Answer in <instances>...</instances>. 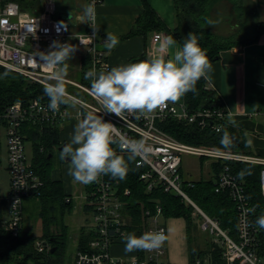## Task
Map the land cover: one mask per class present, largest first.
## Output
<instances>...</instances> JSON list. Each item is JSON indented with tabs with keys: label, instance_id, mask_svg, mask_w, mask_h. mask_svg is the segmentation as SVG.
Wrapping results in <instances>:
<instances>
[{
	"label": "built area",
	"instance_id": "2783aa9c",
	"mask_svg": "<svg viewBox=\"0 0 264 264\" xmlns=\"http://www.w3.org/2000/svg\"><path fill=\"white\" fill-rule=\"evenodd\" d=\"M103 0H96V5ZM92 0H89L91 3ZM65 21V29L59 22ZM37 24L35 36L30 31ZM94 31L88 27L85 31L74 33L68 19L57 15L55 0H44L39 11L23 8L17 0H0V64L13 69L33 82L46 84L51 69L41 66L36 51H47L54 40L75 42L83 47L88 55V65L85 73L95 67L97 71L108 70L112 66L101 45L106 36L98 31L90 40ZM163 37V32L156 31L154 41ZM83 41V44L80 43ZM66 84L73 85L88 95V99L68 91L74 98L69 105H61L56 112L48 108L49 100L34 98L27 103L14 101L0 113V121L6 127L7 157L9 172L8 192L0 190V227L19 235L24 226V200L26 197L40 195L44 180L34 170L32 162L27 160L25 139L22 132L25 121L60 124L62 128L74 118L79 121L83 114L93 112L105 115L120 129L130 141H138L143 145L137 155L136 165L144 168L140 177L147 183L150 190L160 183L165 190L181 194L190 201L202 215L200 226L211 235V241L221 248L224 264H264V258L257 252L260 229L255 226L252 206L244 184L231 171L228 160H239L261 164L259 183L264 197V157L245 154L238 151L221 150L217 148L192 145L183 142L161 127V123L174 118L186 123H195L201 128L211 127L221 131L228 121L227 108L222 105L208 106L191 111L185 103H167L154 114L139 119L128 116L119 119L114 115L104 114L103 109L91 92V83L87 79L76 81L66 78ZM264 87V77L262 79ZM207 88L211 89L208 84ZM264 98V96H263ZM127 149H117V151ZM186 153L204 157L210 162L223 163L215 181L217 191L228 189L236 201L237 222L236 234L233 236L227 229L221 227L218 220L205 213L184 191L183 184L192 180L184 178L183 156ZM214 175V171L210 176ZM131 194L129 187L122 188L119 180L110 176H102L97 183L79 196L83 206H88L92 213L86 222H93L95 235L87 249H77L73 264H172L167 254L168 230L163 208L159 203L142 207L138 220L130 213L127 196ZM72 193L66 196L72 201ZM19 200L16 204L15 202ZM15 206L13 207V205ZM163 231L166 240L161 248L153 251L136 250L126 252L124 234L141 235L148 231ZM36 249L40 252L50 248V243L43 238H37ZM192 264H213L209 254L197 255Z\"/></svg>",
	"mask_w": 264,
	"mask_h": 264
},
{
	"label": "trees",
	"instance_id": "16d2710c",
	"mask_svg": "<svg viewBox=\"0 0 264 264\" xmlns=\"http://www.w3.org/2000/svg\"><path fill=\"white\" fill-rule=\"evenodd\" d=\"M17 1L25 9L34 8L40 2V0ZM218 1L220 0H175L178 25L171 28L151 4L144 0L143 12L137 17L133 27L124 37L145 35L150 31H162L166 36L171 35L182 43L189 32H194L201 47L207 51L208 58L213 60L218 59L224 50L257 41L264 33V21L257 20L256 10L250 5L249 0H229L233 4L235 19L239 25L238 31L231 33L217 31L216 27L218 23L220 24V19L214 16L213 7ZM251 30L255 32L253 35H250ZM147 58L148 54L145 51L130 58L125 64ZM84 59L83 67L86 70L88 55ZM206 84L207 80L201 79L196 86V92H189L184 96V103L191 111L223 104L218 94L207 88ZM34 98L48 99L44 95V84L30 81L21 73L0 64V113L16 100L27 103ZM0 124H2L1 121ZM161 127L177 139L192 145L252 154L247 149L249 142L245 132L238 126H233L229 120L221 131H216L211 127L201 128L195 123H186L174 118L162 122ZM61 130L60 124L32 121L23 123L22 132L25 141L32 140L33 142V168L44 180L40 195L32 196V198L38 199L36 206L38 207V217L42 220L44 234L43 237H39L23 226L19 235L13 236L0 228V264H62L59 255H61L65 244L66 226L62 225L61 230L60 228L56 231L52 229L59 217L56 214H50V212L59 209L62 216L65 207L68 206L71 210L73 203L66 200L68 193L65 191L63 180L54 179L51 173L55 150L62 145ZM225 130L234 138L231 148H225L220 143ZM118 152L125 159L128 158V151L118 150ZM201 158L205 160L204 157ZM136 160L137 156L134 160L129 161V171L125 179H116L121 182L122 188L129 187L131 189V194L126 198L130 207H134L130 210L134 218L137 220L140 218L142 207L159 203L166 217L178 216L187 220L191 264L197 255L205 254L210 255L213 264H224L218 244L211 240L207 248L193 244L195 241L192 230L197 228L194 217L195 215L198 217L199 223L202 219V215L195 206L181 194L165 190L160 183L149 190L147 183L140 177L144 168L136 165ZM227 163L230 165L231 171L244 184L252 206L253 218L256 220L258 216L264 214V197L259 183L262 165L239 160H228ZM222 165L221 162H213L211 166L214 175L208 178L193 179L192 184L185 181L183 189L205 213L218 220L221 227L229 230L234 236L237 222L236 201L228 189L217 191L215 187V181ZM85 187L89 190L91 184L85 185ZM84 209L88 211L89 207L84 206ZM94 235L93 229L84 226L77 240V249H87ZM37 238L46 239L50 243V248L43 252L38 251L35 246ZM258 238L257 252L264 258V230L260 229Z\"/></svg>",
	"mask_w": 264,
	"mask_h": 264
},
{
	"label": "clouds",
	"instance_id": "9594fccd",
	"mask_svg": "<svg viewBox=\"0 0 264 264\" xmlns=\"http://www.w3.org/2000/svg\"><path fill=\"white\" fill-rule=\"evenodd\" d=\"M96 0L83 6L82 23L98 31L96 21ZM72 19L71 12L69 20ZM67 28L65 21L59 22ZM211 23V21H209ZM37 24L30 31L35 36ZM89 36V39H94ZM83 44V41L80 40ZM119 43L118 37L106 33L104 46L111 50ZM177 40L169 35L160 45L169 55L152 56L134 63L122 64L108 70L97 71L95 67L85 73L91 83V92L100 103L103 113L119 119L133 116L137 119L154 114L167 103L178 102L189 92H196L201 79L209 80L213 71L207 51L201 47L196 33L189 32L177 48ZM175 49V50H174ZM78 50L70 42L54 40L47 51L34 52L41 66L51 69L49 82L44 85V95L48 97V108L56 112L61 105L75 106L74 98L66 89L69 62ZM229 123L236 126L232 113H228ZM234 138L225 130L220 143L225 148L233 146ZM127 149L128 158L117 149ZM143 145L128 140L120 129L105 115L87 112L74 126L71 138L60 151V160L69 164L68 175L73 181L83 185L99 182L102 176L123 180L129 171V161L140 154ZM17 200L15 204L18 202ZM13 205V207L15 206ZM255 226L264 230V214L255 220ZM125 251H153L162 247L166 240L163 231H148L141 235L128 233L122 236Z\"/></svg>",
	"mask_w": 264,
	"mask_h": 264
},
{
	"label": "crops",
	"instance_id": "0c3cea01",
	"mask_svg": "<svg viewBox=\"0 0 264 264\" xmlns=\"http://www.w3.org/2000/svg\"><path fill=\"white\" fill-rule=\"evenodd\" d=\"M43 1L44 0H40L36 7L29 8L28 10L33 12L39 11ZM55 1L57 4V15L59 17L69 20V13L71 12L72 19L69 20V22L71 24V30L74 33L88 29L89 25L82 23L81 17L83 6L89 3V0ZM147 1L171 28L178 25L175 0ZM223 1L229 2L231 6L228 19L230 21L233 20V17L235 19L232 2L229 0L218 1L213 7L214 16L220 19V24L218 23L216 30L221 33L238 31L239 25L236 19L231 22L232 24H230L229 27L224 26V23L222 24L221 21H223V18L218 16L217 11L219 10L218 7L220 3ZM249 1L250 5L256 10L257 20L264 21V0ZM143 3L144 0H103L96 5L97 16L95 23L97 27H99L98 32L106 36L108 31L118 37L119 43L111 50L107 49L104 43L101 45L112 67L125 64L130 58L138 56L145 51L148 54V58L158 55L167 57L169 55L168 52L162 50L160 47L167 37L164 33L163 37L158 41L153 40L156 31H150L145 35L138 34L124 37L133 27L137 17L143 12ZM177 42L178 48L181 43L179 41ZM71 43L77 45L74 41ZM77 47L78 50L75 52L69 64L78 66V69L81 68L84 75L85 69L83 67V61L86 57V50L78 45ZM209 60L212 63L213 71L210 73L211 78L207 80L208 86L218 94L223 105L232 113V119L236 122V126L241 128L244 132L249 130L257 146V151L252 154L264 157V136L259 135H264V87L262 84V79L264 77V33H262L255 42L234 46L233 48L222 51L218 59ZM183 102L184 97L177 103ZM77 122L76 119L71 118L62 128L60 132V140L62 143L70 140V137L65 131L74 129ZM185 155H190V153L184 154L183 162ZM210 172L211 166L209 162L207 178L210 176ZM52 177L54 179H61L59 176L53 174ZM63 182L66 193H71L73 191V184L75 183L72 177L69 178L68 176V179L63 180ZM9 183L10 178H8V189ZM73 200L74 199H72V201Z\"/></svg>",
	"mask_w": 264,
	"mask_h": 264
},
{
	"label": "rangeland",
	"instance_id": "374dc122",
	"mask_svg": "<svg viewBox=\"0 0 264 264\" xmlns=\"http://www.w3.org/2000/svg\"><path fill=\"white\" fill-rule=\"evenodd\" d=\"M218 8L219 10L217 11V14L218 16L223 18V21H221L222 24L224 23V26L229 27V25L232 24L231 22L235 21L234 17L232 21L228 19L231 12L230 3L227 1H223L222 3H220ZM254 33L255 32L253 30L250 31V35H253ZM68 77L76 81H83L84 79L82 69H78V66L72 64H69ZM65 86L66 89L71 93L88 99V95L86 93L74 87L73 85L65 84ZM65 132L71 138L73 129H69ZM245 135L249 142L247 149L254 153L255 151H257V146L255 145L249 130L245 131ZM259 135L264 136L263 134ZM25 145L27 160L32 162L34 155V147L32 140H27L25 142ZM0 156V190L2 192L7 193L9 173L7 169L8 157L6 127L4 123L0 124ZM67 166L69 167V164L67 162L60 160V150L56 149L55 154L53 156L51 173L55 176H59L63 180L68 179L69 175ZM183 168L184 178L186 179H197L200 178L201 175L202 177L206 178L209 169V161L202 160V158L197 155H185ZM86 191L87 188L85 187V185L75 182L73 184V191L71 192L74 197V200L72 201L73 203L71 205V210L70 207L66 206L65 211L62 213V216L59 209L55 212H50V214H56L59 217L52 229L56 231L60 228L61 230L62 225L66 226V233L64 236L65 244L61 255H59L62 264L74 263L75 254L77 251V240L83 227L85 226L86 228H92L94 226L93 222H86V218H91L92 213L90 210L85 211V209H83V199L79 196L81 193H84ZM24 202L25 229L31 231L39 237H43L44 228L42 226V220L38 217V207L36 206L38 199L26 197ZM165 220L168 230L167 254L169 261L172 264H191V248L188 239L187 220L184 217L178 216H168L165 217ZM194 221L197 224H195L197 228L192 230V234L195 241V243L193 242V244L198 245L201 248H207L211 240V235L208 231H204L201 228L200 223L198 222L199 219L196 215L194 217Z\"/></svg>",
	"mask_w": 264,
	"mask_h": 264
},
{
	"label": "water",
	"instance_id": "95a60500",
	"mask_svg": "<svg viewBox=\"0 0 264 264\" xmlns=\"http://www.w3.org/2000/svg\"><path fill=\"white\" fill-rule=\"evenodd\" d=\"M68 142H69V141H65V142H63L62 145L59 146V150H61L62 147H63V145L66 144V143H68Z\"/></svg>",
	"mask_w": 264,
	"mask_h": 264
}]
</instances>
